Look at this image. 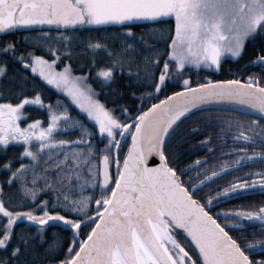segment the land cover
I'll list each match as a JSON object with an SVG mask.
<instances>
[{
  "label": "snow or ice",
  "instance_id": "6c2138e0",
  "mask_svg": "<svg viewBox=\"0 0 264 264\" xmlns=\"http://www.w3.org/2000/svg\"><path fill=\"white\" fill-rule=\"evenodd\" d=\"M161 17H174V28L167 30V36L155 27L138 35L128 26L135 21L155 24ZM33 25L58 28L35 32ZM83 26L117 28L112 36L119 47L89 37L85 49L103 51L109 60L97 65L92 56L88 71L76 73L63 57L70 60L78 54L73 42ZM22 29L24 36L0 43V146L21 144L17 158H28L16 167L11 158L0 165L9 173L0 181V264H264V200L215 213L209 210L215 202L241 195L264 196V150L257 147L264 146V123L260 122L264 121V44L248 61L260 71L243 79L233 72L231 79L208 77L200 83L188 74L192 66L219 69L226 54L240 57L249 40L264 36V0H0V34ZM21 41L32 47L21 51L17 47ZM36 47L52 58L36 54ZM58 62L62 66L57 67ZM125 70L147 81L150 99L171 82L180 86L148 106L140 105L143 110L137 113L120 105L124 116L120 119L115 108L98 99L88 79L91 73L107 88ZM40 81L66 93L97 131L71 116L61 101L45 105L38 90ZM210 104L259 119L218 117L219 131L204 136L196 146L211 154L227 138L252 147H229L219 155L231 154V161L200 169L195 175L201 178L195 182L182 180L172 166L176 153L170 151V137L182 118ZM30 105L46 108V120L28 119L24 109ZM65 130H78L79 135L57 139L56 133ZM94 135L106 143L97 148L91 139ZM150 156L159 162L150 163ZM202 163L207 164V157H198L179 171ZM250 164L261 166L230 177L212 195L200 192L213 179ZM73 178L77 183H72ZM13 183L18 185L15 204L4 188ZM46 191L51 197L39 199ZM73 191L79 195H72ZM217 216L233 219L221 222ZM18 223L24 227L17 230ZM249 223L259 227L237 237L226 230L243 229ZM53 225L71 233L59 258L55 257L61 240L55 228L52 239L39 247L45 243L46 228ZM177 229L192 251L177 240L173 234Z\"/></svg>",
  "mask_w": 264,
  "mask_h": 264
},
{
  "label": "trees",
  "instance_id": "16d2710c",
  "mask_svg": "<svg viewBox=\"0 0 264 264\" xmlns=\"http://www.w3.org/2000/svg\"><path fill=\"white\" fill-rule=\"evenodd\" d=\"M174 17H167V18H159V22L153 24L149 21H135L132 22L130 25L133 28V31L135 33L142 34L146 31L150 32L153 27L158 29H163V35H168V29L174 28ZM118 29L115 27H99V26H83L80 28L79 31L75 33V35L78 37L77 41H74L75 50L77 51V55L73 56L70 60L67 56L63 57V60H68L72 64L73 71L76 73H82L88 71V65L90 63V57L95 56V60L97 65H105L107 64L109 57L108 55L100 50L95 51L94 53L86 50L84 47V44L87 43V40L89 37H95L100 39L101 41H104L108 44L109 47L112 48H118L119 44L114 43L113 36ZM41 30L35 31L39 32ZM43 31H51V30H43ZM55 32V31H53ZM34 34V33H29ZM68 35H72L71 32H66ZM25 32H19V33H11L0 36V43L7 40H14L17 37L24 36ZM259 36V35H257ZM147 38V37H146ZM130 43L139 44L140 42L137 40H130ZM149 42L151 43V39L149 38ZM264 42L261 39H252L249 40L243 54L240 57H232L230 54H226V56L223 58L221 66L219 69H216L215 67H212L211 72L206 71V66H200L199 68H196L195 66H192L189 70L188 74L193 82H200L203 83V77L209 76L211 79L214 80H223V79H231L233 71H240L241 64L245 61L250 60V52L254 50L255 47L260 48V46ZM254 45L252 47L251 45ZM161 48L164 47V42L162 41L159 45ZM17 47L24 51L28 47H32L31 44H25L23 41L17 44ZM143 51V48L141 49ZM36 54L45 55L47 58L51 59L52 56L47 53L46 51H43L40 47H36L35 49ZM141 59L140 56L136 57V60L139 61ZM12 63L9 61V70L12 68ZM58 66H62V62L58 64ZM133 72L135 71L136 65H133ZM241 68V69H240ZM244 70V69H242ZM4 83H7V80L5 79ZM89 83L98 91L99 96L98 99L101 101H104L108 107L115 108V112L118 115V118L124 119V116L121 115L120 105H123L125 108H127L129 113H137L138 109L143 110L142 107H139L140 105L148 106L150 103H154L156 99L163 98L164 95H167L171 91H177L179 89V83L178 82H171L166 89H162L158 96H154L153 98H149L147 93L152 92L151 87L148 85L147 81H140L137 79V77L133 74L128 73L126 70L124 72L117 73V78L115 83L107 85V88H102L99 80L92 78L91 73H89ZM112 89H116V91H113ZM38 90L41 92L42 99L45 102V105L48 102H52L54 105L59 100L61 101L65 106L68 107V111L71 116L80 119L88 128L92 129L93 131H97L93 124L86 118V115L82 113V111L71 101L70 98H68L65 94L60 92L58 89L54 88V86L47 85L46 82L40 81ZM122 92L123 94H119ZM27 95H32V92H26ZM141 94H144L143 96ZM15 102V101H14ZM213 108L209 109H202L198 110L196 112H193L186 118H184L175 129V132L173 133L172 137H170V151L176 153V158L172 164V166L176 167L178 170V173L181 176V179H188L191 178V175H189L186 171L180 172L179 170L181 168H184L186 165H192L194 162V159L197 157H200L201 154L197 151L196 141L200 136V133L206 132L210 129L211 124L205 123L207 120H211L212 118L209 117H215L217 113H212ZM25 112H27L28 119H36L41 118L45 119L47 117V109L42 108L40 106L36 105H30L25 106ZM240 117H244L245 114L238 113L235 114ZM209 116V117H208ZM220 117V116H219ZM246 117V116H245ZM191 120V122L187 121ZM27 120H23L22 123H26ZM190 123V124H189ZM189 124V125H188ZM193 126H198L201 128V132L194 134L190 131V129ZM220 122L217 124V128H219ZM205 128V129H203ZM79 135L78 130H65V131H58L56 133L57 139H72ZM96 143V147H102L104 143H106L105 140L100 138L98 135H94L91 137ZM128 142H130V137L128 138ZM35 148V145H33ZM127 150V144H123L121 147V160L123 158V153ZM22 151V145L21 144H10L7 146V148H3L0 146V165H2L6 160H9L10 158L13 160V167L18 166L20 163H27L28 158H17L19 152ZM63 153H60L62 155ZM167 154V153H166ZM208 163L207 164H213L215 163L217 157H211L208 156ZM95 159V157H93ZM9 173L6 170H3L0 168V181H4L6 176ZM85 171V175H86ZM49 175H54V171H50ZM196 181V180H195ZM194 181V182H195ZM193 182V181H192ZM72 183H77L75 178H73ZM215 181H211V183H207L206 190H201L202 193H207L208 195H212L215 190L216 186L214 187L213 184ZM204 187V186H203ZM5 192L8 193L12 197V204H15L18 198V193L15 191L18 188V185L16 183H13L11 188L7 184L4 185ZM209 189H212V191H208ZM87 191V190H86ZM98 192V189H97ZM72 195H79L77 191H73L71 193ZM51 197V192L46 191L39 195V199H45V198ZM7 196L5 199L7 200ZM259 200L255 201L258 202ZM246 204V202H241L240 200L231 202L228 201L226 205H218L215 202L214 207H210L209 210L213 213L217 212L220 209H228L232 207L233 205L238 204ZM28 207H31V205H26ZM68 214V213H64ZM79 218V217H74ZM217 219L221 222H224L228 219H233L231 216H217ZM16 229H20L24 227L23 224L18 223L16 226ZM53 228H55L56 232L60 234V240H61V247L59 249V252L57 253V256L55 258H59V256L63 253L64 249L67 247V237L70 236V231L65 228L56 227L53 225L52 227H48L45 230V243L40 245L39 247L42 249L46 246V243L48 240L52 239V233ZM227 231L234 237H237L240 232H244L247 234L250 232L247 228L239 229V231L236 233L234 228H227ZM29 231H35V228H30ZM81 235H83V229L81 232ZM51 258V257H49Z\"/></svg>",
  "mask_w": 264,
  "mask_h": 264
},
{
  "label": "flooded vegetation",
  "instance_id": "af4514ba",
  "mask_svg": "<svg viewBox=\"0 0 264 264\" xmlns=\"http://www.w3.org/2000/svg\"><path fill=\"white\" fill-rule=\"evenodd\" d=\"M255 38L256 39H261L264 42V36H256ZM251 46L254 47L253 44ZM258 49H259L258 47H255L254 50H252L250 52V60H252L254 58L255 52ZM250 60H248V61H250ZM248 61H245L244 63L241 64V68L244 69V70H242L240 68L241 70L239 72L238 71H233L238 78L243 79L249 73H252V72H257L258 73L260 71V69H259L258 66H250L248 64ZM206 71L207 72H211L212 71V68L208 69V67H206ZM233 72H231V74ZM207 77H209V76H204L203 77L204 82H205V78H207ZM211 112L212 113H214V112L217 113V115L215 117H209L208 116L209 118H212V123H211L212 126H210V129L208 131L200 133V136L197 139V141L202 140L203 137L206 136V135L215 134L216 132L219 131V128H217V124H218V122H220V119H218L219 116H220L219 118H226L228 116H233V117H239V118H241L243 120L259 119V118L255 117V116H251V115H248V114H245L246 117L245 116L244 117H240L238 115H235V114H238L239 112L232 111V110H227V109L213 108ZM242 114H244V113H242ZM187 121L191 122V120H187ZM260 122L261 123H264V121H260ZM196 127H198V126H193L192 128H196ZM198 128L201 130L200 127H198ZM203 129H205V128H203ZM200 130L199 131H191V132L194 133V134H197V133L201 132ZM217 143H218V141H216L214 139L213 140V144H217ZM229 147H249V148H251L252 145H250V144L245 145V144L239 143V142L233 144V142L231 141V139H227L226 138V140H225V142L223 144V147H217L215 149V151L213 153H211V154L206 150V148H204L202 146H197V151H198V153L201 154L200 157H207V163H208V159H209L208 156L209 155H210V159L211 160L213 159L211 157H213V156L214 157H217L215 163H219L221 161H225V160L231 161L233 159V156L231 154L219 155L220 152L227 153V150H228ZM257 147L262 148V150H264V146L257 145ZM197 158H195L194 161ZM210 165H212V164H203L202 163V164L199 165L198 168L195 167V166H193V167L190 168L189 171H186V172L189 175H191V177L193 178L192 181L194 182L196 179H200L201 178V177H197L195 174L200 169H203L205 167H209ZM260 166L261 165H259V164H250V165H247L246 167L240 168L236 172L228 171L226 175L220 176L218 179H213L212 181H215V183L213 184V186L215 187L217 185H220L222 187V186H224V182L227 181L228 179H230V177L240 175L242 172L248 171L250 168H255V167H260ZM111 170L114 171V168L111 169ZM205 175H206V173H205ZM206 187H207V185L205 184L204 187L201 190H206ZM217 190H218V188L216 187V190L215 191H217ZM237 200H240L241 202H246V204H247V203L252 202V201H257V200L261 201V200H264V196H262L259 193L251 194V195H241V196H239L238 198H235V199H227L224 202H216V203L218 205H226L228 201L234 202V201H237ZM231 218H233V217H231ZM258 227H259V224L258 223H249L247 225V227H245V228H247L250 231L251 229L258 228ZM234 229H235L236 233L239 231V229H237V228H234ZM173 234L176 236L177 240L180 243L184 244L185 247L189 249V251H192V249H191V247H190L187 239L182 235L181 231L176 230ZM194 255H195V253H194Z\"/></svg>",
  "mask_w": 264,
  "mask_h": 264
},
{
  "label": "water",
  "instance_id": "95a60500",
  "mask_svg": "<svg viewBox=\"0 0 264 264\" xmlns=\"http://www.w3.org/2000/svg\"><path fill=\"white\" fill-rule=\"evenodd\" d=\"M31 27V29H33V30H35V31H38V30H51V31H56L57 30V28H58V26H56V25H51V26H49V25H33V26H30ZM19 32H25L23 29L22 30H18V31H15V32H7V33H3V34H0V36H2V35H6V34H11V33H19ZM208 69H210V68H208ZM208 78V77H207ZM209 108H220V109H227V110H232V111H236V112H239V113H244V114H248V115H251L250 113H247V112H243V111H237V110H234L233 108H231V107H226V106H222V105H216V104H210V105H206V106H201L198 110H202V109H209ZM198 110H194L193 112H196V111H198ZM192 112V113H193ZM191 113V114H192ZM187 116H189V115H187ZM186 116V117H187ZM251 116H255V117H257V118H259V116H257V115H251ZM185 117V118H186ZM184 118H182V120H183ZM181 120V121H182ZM180 121V122H181ZM179 122V123H180ZM178 123V124H179ZM149 162L150 163H158L159 162V160H158V158L157 157H155V156H150L149 157ZM66 229V228H65ZM177 230H179V229H177ZM180 231V230H179Z\"/></svg>",
  "mask_w": 264,
  "mask_h": 264
},
{
  "label": "rangeland",
  "instance_id": "374dc122",
  "mask_svg": "<svg viewBox=\"0 0 264 264\" xmlns=\"http://www.w3.org/2000/svg\"><path fill=\"white\" fill-rule=\"evenodd\" d=\"M161 18H167V17H161ZM139 22H141V21H139ZM60 62H58V64H59ZM58 64H57V67H59L58 66ZM88 83H89V79H88ZM60 91V90H59ZM63 94H65L66 96H67V94L66 93H63ZM74 103V102H73ZM78 107V106H77Z\"/></svg>",
  "mask_w": 264,
  "mask_h": 264
}]
</instances>
